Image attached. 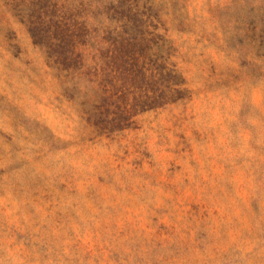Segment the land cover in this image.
<instances>
[{"label": "rangeland", "instance_id": "374dc122", "mask_svg": "<svg viewBox=\"0 0 264 264\" xmlns=\"http://www.w3.org/2000/svg\"><path fill=\"white\" fill-rule=\"evenodd\" d=\"M238 12L170 9L191 95L114 136L0 14V264H264V60Z\"/></svg>", "mask_w": 264, "mask_h": 264}, {"label": "trees", "instance_id": "16d2710c", "mask_svg": "<svg viewBox=\"0 0 264 264\" xmlns=\"http://www.w3.org/2000/svg\"><path fill=\"white\" fill-rule=\"evenodd\" d=\"M180 1L0 0V14L27 26L48 66L71 83L66 90L88 125L114 136L191 95L165 18ZM254 1L238 0V17L253 16L252 38L264 60V0Z\"/></svg>", "mask_w": 264, "mask_h": 264}]
</instances>
